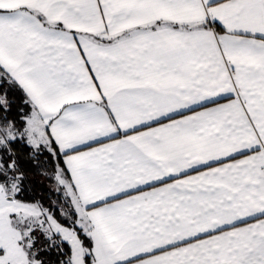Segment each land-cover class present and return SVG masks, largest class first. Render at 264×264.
I'll use <instances>...</instances> for the list:
<instances>
[{"label": "snow or ice", "instance_id": "6c2138e0", "mask_svg": "<svg viewBox=\"0 0 264 264\" xmlns=\"http://www.w3.org/2000/svg\"><path fill=\"white\" fill-rule=\"evenodd\" d=\"M0 264H264V0H0Z\"/></svg>", "mask_w": 264, "mask_h": 264}]
</instances>
